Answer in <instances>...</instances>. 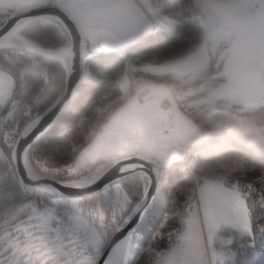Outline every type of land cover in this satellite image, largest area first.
<instances>
[{"label":"rangeland","instance_id":"rangeland-1","mask_svg":"<svg viewBox=\"0 0 264 264\" xmlns=\"http://www.w3.org/2000/svg\"><path fill=\"white\" fill-rule=\"evenodd\" d=\"M134 1L136 6L132 0L111 1L112 8L121 5L132 14L135 23L120 25L121 19L108 21L111 28L106 30V41L96 44L89 39L93 52L119 50L154 32L165 20L182 23L181 0ZM186 8L198 17L201 33L165 23L177 31L178 42L151 55L129 59L124 73L109 77L101 96L84 114L83 130L56 151L37 153L35 161L42 171H65L69 182H80L99 174L115 160L139 153L151 156L162 167L186 160L181 170L185 171L186 166L193 169L196 156H191L192 149L211 129L198 117L202 107L217 103L244 106L239 88L232 84L229 75L242 78L252 75L236 59L242 50L240 44L264 20V0H192ZM97 31L99 28L93 32ZM263 49L245 52L256 57L248 60L256 66L254 73L261 76H264ZM227 52L234 58L229 66L232 74L225 66ZM212 66H215L213 74ZM203 79L207 80L198 83ZM195 85L196 98L181 94ZM15 89L13 76L0 69V120L12 118V107L17 104ZM144 94L146 97L142 98ZM14 133L15 129L6 132V146L12 143ZM196 170L191 172V186L169 190L173 207L153 237L146 242L141 232L133 233L125 256L127 264L232 262L233 247L219 246L216 239L223 226L253 234L251 211L245 199L247 192L254 194L262 207L257 240L251 245L264 247V242L260 243L264 239V170L246 168L237 156ZM144 182L147 185L146 179ZM117 189L129 199L121 184L111 188ZM68 203L72 210L65 209L61 214L45 195L29 203L31 214L12 231L22 243L35 246L22 259L27 261L31 257L32 264H81L86 255H95V248L87 243L79 221L99 225V214L107 212L102 210L101 201L95 204L76 197ZM183 205L187 213L181 228L168 220L177 217ZM225 238L224 243L233 242L231 236ZM6 241L7 237L2 236L0 243L6 246Z\"/></svg>","mask_w":264,"mask_h":264},{"label":"trees","instance_id":"trees-1","mask_svg":"<svg viewBox=\"0 0 264 264\" xmlns=\"http://www.w3.org/2000/svg\"><path fill=\"white\" fill-rule=\"evenodd\" d=\"M181 1L182 23L165 20L164 24L156 26L154 32L119 50L102 52L90 50V53L83 59V78L77 87L75 97L67 105L61 117L34 143L29 151L28 164L34 173L41 176H52L62 181L70 179L65 171H42L40 165L35 161L37 153L48 150L56 151L59 146L64 145L83 130L84 114L101 96L108 78L126 71L129 59L151 55L178 42L177 31L172 30L165 23L173 24L176 29L184 27L194 33H201L202 26L198 17L186 8V4L192 0ZM5 20L6 17L0 14V26L5 23ZM23 34L47 48H57L70 42L66 30L61 25H56L48 20L31 23L25 28ZM226 57L224 58L226 59ZM214 68L215 66H212L211 74H213ZM0 69L13 76L17 100V104L12 107V118L5 121L2 117L0 120V161H6L11 168L10 171L7 168L0 171L1 239L7 231L12 232L31 214L32 209L29 203L39 195H45L49 204L55 206L59 214L65 209H72L68 203L71 198L49 195L40 189L24 186L19 181L11 158L12 147L23 128L34 116L45 110L63 90L67 78L64 66L58 60L30 54L20 49L0 48ZM102 77L105 78L102 79ZM204 80L207 79L200 80L198 83ZM196 86L186 89L181 94L196 98ZM198 117L202 118V123L209 125L211 129L192 149L191 156H196L193 169L186 166L185 171L181 170L186 160L173 161L163 167L164 171L158 192L142 220L132 231L133 233L141 232L146 237V242L153 237L157 227L165 220L173 207V197L169 190H175L180 186H191L193 184L191 172L197 171L198 167L217 163L229 156H237L243 160L246 168L264 170V104L260 106L211 104L202 107ZM14 129L12 143L6 146L5 134L7 131L13 132ZM145 179L142 174L132 175L106 189L111 190L116 184H121L132 204L135 205L145 191ZM104 192L105 190L80 199L95 204L101 201L102 210L107 212L106 216L111 217L119 210L110 200L103 198ZM245 199L251 211L253 234H242L229 226H223L220 229L216 244L223 247L232 246L235 252L233 261L225 264H264V247L261 244L259 247L251 245L254 240H257V225L262 220V207L254 194L245 193ZM186 213V206L183 205L181 213L168 221L182 228ZM226 236H231L233 242L224 243ZM263 242L264 239H261L260 243L263 244Z\"/></svg>","mask_w":264,"mask_h":264},{"label":"water","instance_id":"water-1","mask_svg":"<svg viewBox=\"0 0 264 264\" xmlns=\"http://www.w3.org/2000/svg\"><path fill=\"white\" fill-rule=\"evenodd\" d=\"M39 20L58 22L67 32L70 42L57 48H47L30 40L32 45L19 47L12 44L8 38L16 29L27 28ZM63 47H68L71 53L70 70L55 57ZM0 48H16L21 51L58 60L67 72L65 86L57 98L41 113L34 116L23 128L11 150V158L16 168L19 181L26 187L40 189L49 195L65 198H81L99 193L109 186L136 174H142L147 179V185L140 203L139 218L132 228L136 229L143 215L151 205L160 187L163 167L147 154H134L113 161L99 174L80 182H69L52 176H41L34 173L28 164V154L34 143L44 135L61 117L67 105L73 100L77 87L83 78V59L90 53V45L74 17L63 7L55 4L38 6L24 12L10 14L0 26ZM31 130L25 133V129ZM95 181V182H93ZM109 239L107 244L111 243ZM108 248L104 251L107 253ZM106 255L101 256L98 264H103Z\"/></svg>","mask_w":264,"mask_h":264},{"label":"crops","instance_id":"crops-1","mask_svg":"<svg viewBox=\"0 0 264 264\" xmlns=\"http://www.w3.org/2000/svg\"><path fill=\"white\" fill-rule=\"evenodd\" d=\"M111 1L112 0H0V12H2L0 14L20 13L46 4L59 5L74 17L88 42L89 39H93L96 41V44H99L107 40L106 30H110L111 28V24L108 21L112 20L116 22L121 19L120 25L135 23L132 14H129L121 5L112 8L110 5ZM132 1L136 6L135 1ZM97 28H99V31L94 33L93 31H96ZM240 47L242 50L237 55L236 60H239L238 62L240 65L243 67L245 66L244 68L247 72L250 71L252 75L242 78L241 76L232 74L229 66L230 61L234 60V58L232 53L230 54L227 52L225 66L232 74L231 76L229 75V77L232 78V84L239 88L238 92L243 99L242 102L244 106L263 105L264 76L254 73L256 72L254 70L256 66L251 65L248 59L251 58L254 60L256 57L251 55V53L245 52L249 50L252 52L262 51L264 48V20L257 24L256 29L251 32V35H249L245 42L240 44ZM246 75H248V73Z\"/></svg>","mask_w":264,"mask_h":264},{"label":"snow or ice","instance_id":"snow-or-ice-1","mask_svg":"<svg viewBox=\"0 0 264 264\" xmlns=\"http://www.w3.org/2000/svg\"><path fill=\"white\" fill-rule=\"evenodd\" d=\"M30 130L31 128L25 129V133ZM5 168L11 170L6 161H0V171ZM103 198L110 200L119 211L111 217L101 212L99 225L85 220L79 221V226L86 233L87 243L95 248V255H86L81 264H98L100 257L104 255L107 258L103 260V264H127L126 251L131 246L132 228L136 219L139 218L141 205L140 203L133 205L118 189L116 191L105 189ZM5 236L7 237L6 246L0 243V264H32L31 257L25 261L22 256L30 253L35 246L31 243H22L11 231H7ZM109 237L112 238L111 243L107 244ZM105 247L108 248L107 253L104 251Z\"/></svg>","mask_w":264,"mask_h":264},{"label":"bare ground","instance_id":"bare-ground-1","mask_svg":"<svg viewBox=\"0 0 264 264\" xmlns=\"http://www.w3.org/2000/svg\"><path fill=\"white\" fill-rule=\"evenodd\" d=\"M23 29L22 27L16 29L13 31L8 40L19 47H25L32 45L31 41L23 35ZM55 57H57L61 62L63 61L65 64V67L67 70H70V64H71V53L70 49L68 47H63L57 54H55ZM62 62V63H63ZM123 251V249H121Z\"/></svg>","mask_w":264,"mask_h":264},{"label":"built area","instance_id":"built-area-1","mask_svg":"<svg viewBox=\"0 0 264 264\" xmlns=\"http://www.w3.org/2000/svg\"><path fill=\"white\" fill-rule=\"evenodd\" d=\"M146 97V94H144L143 96H142V98H145Z\"/></svg>","mask_w":264,"mask_h":264}]
</instances>
